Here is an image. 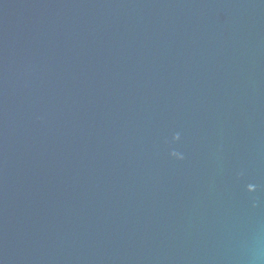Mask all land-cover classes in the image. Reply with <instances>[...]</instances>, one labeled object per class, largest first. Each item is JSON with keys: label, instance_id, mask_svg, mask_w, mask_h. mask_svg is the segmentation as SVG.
Segmentation results:
<instances>
[{"label": "water", "instance_id": "1", "mask_svg": "<svg viewBox=\"0 0 264 264\" xmlns=\"http://www.w3.org/2000/svg\"><path fill=\"white\" fill-rule=\"evenodd\" d=\"M0 264H264V0H0Z\"/></svg>", "mask_w": 264, "mask_h": 264}]
</instances>
